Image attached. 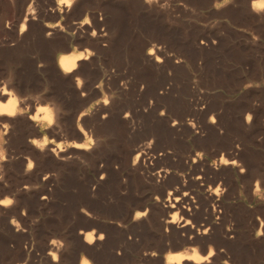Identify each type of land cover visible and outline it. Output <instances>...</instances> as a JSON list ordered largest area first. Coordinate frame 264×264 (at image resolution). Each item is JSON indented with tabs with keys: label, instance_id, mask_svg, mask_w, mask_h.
Here are the masks:
<instances>
[{
	"label": "rangeland",
	"instance_id": "obj_1",
	"mask_svg": "<svg viewBox=\"0 0 264 264\" xmlns=\"http://www.w3.org/2000/svg\"><path fill=\"white\" fill-rule=\"evenodd\" d=\"M58 3L0 0V83L35 96L31 113L51 106L59 121L56 135H33L23 123L4 134L11 146L0 201L12 203L0 211V264H165L189 249L208 258L200 264H264V8L253 11V0ZM86 50L78 75H64L58 58ZM78 126L93 140L85 151L72 148L85 142ZM32 135L60 147L58 157L25 147ZM231 154L239 167L220 164ZM183 194L178 209L167 208ZM92 231L104 239L86 247ZM179 231L202 238L189 245Z\"/></svg>",
	"mask_w": 264,
	"mask_h": 264
},
{
	"label": "bare ground",
	"instance_id": "obj_2",
	"mask_svg": "<svg viewBox=\"0 0 264 264\" xmlns=\"http://www.w3.org/2000/svg\"><path fill=\"white\" fill-rule=\"evenodd\" d=\"M78 2L79 0H71V4L69 5L68 3H60V0H59V3L58 5L59 6H63L65 8H68V7H71L72 4H74L75 2ZM261 9L263 8H254L253 7V11L255 12H259L261 11ZM32 10V9H31ZM61 10V9H60ZM32 13V12H31ZM28 17V16H26ZM26 20L27 18L24 20V24L22 25L21 27V31L22 32L25 27H26ZM87 20V19H85ZM84 20V21H85ZM84 21L80 22L79 23V27L81 26H85L87 25L88 23H84ZM88 21V20H87ZM58 23L56 24V26L58 27ZM49 30V29H48ZM56 31V30H55ZM24 32V31H23ZM49 32V31H48ZM53 33V31H51ZM48 33V34H51ZM23 34V33H22ZM63 47V46H62ZM69 48L68 47H63L61 48L62 51H66L68 50ZM160 51V49H158ZM156 51V50H155ZM155 51L154 49H151L148 51L147 55L148 57H152V56H155ZM67 52V51H66ZM89 53H91V51L89 50H86L85 52H74V53H71V54H64V55H61L59 58H58V66L60 68V70L62 71V73L64 75H75L77 76L78 75V64H79V61H87V59L89 58ZM146 55V56H147ZM154 59V58H153ZM152 60V59H151ZM155 60L156 62H159L162 61V59H159L158 57H155ZM60 71V72H61ZM77 81H79V85H80V80L77 79ZM21 91V90H20ZM24 92V91H23ZM106 99V98H105ZM105 101V100H104ZM103 101V104L106 106V104L104 103ZM34 102H36V97L35 96H32L30 94H26L24 96H22L21 94H16L13 89H12V86L9 84V83H0V153L3 154V158L0 159V183L6 178V174H7V171L5 172V167H7V165L5 164L6 161H8V156L10 155L8 150L10 149L9 147L11 146L10 144H6L5 143V139H4V134H6L7 132V128L5 129L3 127L4 124H13V123H23V125H25L27 127V129L34 135L36 134L37 132H39L40 134L44 133V130H52L53 132V135H56L57 132L54 128H56V126L58 127V124H59V121H57V119L54 118V115H53V108L48 107V106H37L36 108V111L31 113V107L34 105ZM39 104V103H38ZM108 105V104H107ZM42 108H45V109H48L49 112H41L40 109ZM30 110V112H29ZM49 113L51 114V120H52V123L50 124L49 121L47 119H45L46 116L49 115ZM251 115V114H250ZM249 115V116H250ZM248 116V117H249ZM248 117L246 118V121H249L248 120ZM60 119V118H59ZM61 123V122H60ZM54 127V128H53ZM78 132H79V138H84L85 139V142L83 141V143H72V148L75 149L76 151L78 150H87L89 149L88 148V144H87V141H93L92 138L88 135V131L87 130H84L85 128H83V126H78ZM26 129V128H25ZM58 129V128H56ZM87 131V132H86ZM50 132V133H52ZM48 133V132H47ZM30 135V134H29ZM28 136V138H25L22 139L23 140V144L25 147H27L28 149L32 150V149H35L36 151H40V153L42 152H46L47 154H53L55 155L56 157L58 152L61 151L60 147H58L57 149H50V143L47 142L45 143V139L46 137L43 135V138L41 139H37L36 136ZM36 137V138H35ZM10 139V138H9ZM16 139V138H15ZM95 140V139H94ZM9 141V140H8ZM6 140V142H8ZM33 141H36L37 143H33ZM48 141V140H47ZM11 142V141H10ZM9 143V142H8ZM13 144V143H12ZM79 145H85V147H78ZM25 147L23 149H25ZM53 147V146H52ZM14 148V147H13ZM26 148V149H27ZM55 148V147H54ZM12 149V148H11ZM27 149V150H28ZM33 150V151H35ZM20 151V150H19ZM24 151V150H23ZM22 151V152H23ZM32 151V152H33ZM7 152H8V156H7ZM12 152V151H11ZM25 153V151H24ZM23 153V155H24ZM45 153V154H46ZM77 153V152H76ZM14 155V154H13ZM12 155V156H13ZM27 155V154H25ZM232 155V154H231ZM236 155V154H235ZM61 156V155H60ZM141 156V153L139 152L136 156V159H139V157ZM27 157V156H25ZM11 158V157H10ZM13 158V157H12ZM63 158V157H62ZM141 158V157H140ZM231 159L229 160H223L221 159L220 161V164L222 165H228V166H231L233 168H236V167H239V161H237V158L236 156L232 155L230 157ZM22 160L24 159L23 156L21 158ZM27 159V158H26ZM60 159V158H59ZM28 160V159H27ZM63 160V159H62ZM61 161V159H60ZM227 162V163H225ZM29 163H31V165H33V161H31V159L29 160ZM33 166H31L32 168ZM28 169H30L29 165H28ZM217 169V168H216ZM232 170V169H231ZM242 170V169H240ZM242 172V171H241ZM6 173V174H5ZM159 174V173H158ZM165 174L168 175L169 172L166 170L165 171ZM242 174V173H241ZM164 175V177L166 176ZM201 175V174H200ZM8 176V174H7ZM159 177H163V176H160ZM168 177V176H167ZM201 178V176L198 177V179ZM235 182V181H234ZM264 187V186H263ZM259 188V187H258ZM261 188V187H260ZM256 189H257V185H256ZM258 190V189H257ZM252 192V191H251ZM171 193V192H170ZM175 193V192H174ZM172 194V193H171ZM189 194V193H188ZM227 194V193H226ZM219 195V194H218ZM186 194H183V197L184 198H179V197H176L174 198V203H170L167 208L169 209H178V206H180L181 202L186 200L187 198H185ZM170 197V196H169ZM263 197V196H262ZM171 199V198H170ZM168 199L167 201L169 202ZM188 200V199H187ZM187 202V201H186ZM189 202V201H188ZM179 204V205H177ZM217 204V202H216ZM8 206L10 205H4L2 203H0V211L1 208H8ZM195 207V206H194ZM16 208V207H15ZM170 210V211H171ZM145 214V213H144ZM143 215H141L140 217H142ZM139 217V218H140ZM135 218L138 219L137 217V214L135 215ZM175 220H176V215H173L171 217L170 220H167L165 222V227L167 229V227H171L172 228V224L175 223ZM209 223V222H208ZM14 225V224H13ZM16 226V224L14 225ZM17 227V226H16ZM184 227V226H183ZM210 227V226H209ZM213 227V226H211ZM180 229V228H179ZM208 229L207 228L205 231L202 232V235H206L207 232H208ZM188 230V229H187ZM181 231L177 232V235H181L180 233ZM84 237H83V244H85L86 247H89L91 246L92 244H94L97 240H100V236L99 237H95V233L92 231V232H87L85 234H83ZM201 235V234H200ZM183 236V235H182ZM89 237H91V241L89 240ZM97 238V239H96ZM180 238L182 239V237L180 236ZM202 237H199V236H196L195 238L192 236L190 237L189 239H185L183 238L182 239V242L186 243V244H189V245H194V243L196 244V242ZM203 239H206L205 237H203ZM102 241V240H101ZM54 242H52L50 245L52 246ZM183 243V244H184ZM99 244V243H98ZM49 245V246H50ZM50 246V248H51ZM94 246V245H92ZM53 247V246H52ZM54 247H56L57 249V246L54 244ZM59 248V247H58ZM189 250H192V249H189ZM185 251V252H182V253H178V254H173V255H169L167 256L165 259H166V262L165 264H183L184 262L187 263V264H200L201 261L204 262V259H200L201 257H199L198 253L197 254H194L193 256L191 255L190 251ZM152 251V250H151ZM193 251V250H192ZM195 251V250H194ZM53 251L51 250V252L49 253L53 260H56L55 257H54V254L52 253ZM196 252V251H195ZM209 253H214L213 252V248H210L209 250ZM210 254H208V256L210 257L211 256ZM152 256H155V254H152ZM208 259V258H206ZM205 259V260H206ZM207 261V260H206ZM208 262V261H207ZM80 264H90L89 261H87L86 259H81L80 261Z\"/></svg>",
	"mask_w": 264,
	"mask_h": 264
},
{
	"label": "snow or ice",
	"instance_id": "obj_3",
	"mask_svg": "<svg viewBox=\"0 0 264 264\" xmlns=\"http://www.w3.org/2000/svg\"><path fill=\"white\" fill-rule=\"evenodd\" d=\"M60 3H68V4L70 5V4H71V0H60ZM84 23H88V21L85 20ZM92 34H93L94 36L96 35L95 32H93ZM89 55H91V53H89ZM104 103H105V104L108 103L107 99H105ZM40 111H41V112H49V110H48V109H45V108L40 109ZM45 119H47V120L49 121L50 124L52 123V120H51V114H50V113H49L48 116L45 117ZM248 119L251 120L252 117L249 116ZM3 127L6 129V128L8 127V125H7V124H4ZM47 142H48L47 139H45V143H47ZM33 143L35 144V143H37V142H36V141H33ZM52 143H55V141H52ZM90 144H91V141H89V146H90ZM78 147H85V145H79ZM2 158H3V154L0 153V159H2ZM225 163H227V162H225ZM31 166H32L31 163H29V167H30V168H31ZM241 171H243V169H242ZM216 191L219 192V188H217ZM0 203H2V204H4V205H10V204L12 203V201H11V200H4V201H0ZM141 215H144V213H137V217H138V218H139ZM89 240L91 241V237H89ZM54 243H55V242H54ZM209 254L211 255V253H209Z\"/></svg>",
	"mask_w": 264,
	"mask_h": 264
},
{
	"label": "clouds",
	"instance_id": "obj_4",
	"mask_svg": "<svg viewBox=\"0 0 264 264\" xmlns=\"http://www.w3.org/2000/svg\"><path fill=\"white\" fill-rule=\"evenodd\" d=\"M225 3H227V0H225ZM253 7H254V8H264V2H261V3L257 4V3H255V0H253ZM49 35H50V34H46V38H48ZM163 115H164V113L161 111V112H160V116H163ZM101 118H102V119H106V118H107V114H104ZM213 123H215L214 120H213ZM104 175H105V174H101V179H104ZM12 223L15 224L16 221L13 220ZM100 239H101V240L104 239V235H103V234H101Z\"/></svg>",
	"mask_w": 264,
	"mask_h": 264
},
{
	"label": "built area",
	"instance_id": "obj_5",
	"mask_svg": "<svg viewBox=\"0 0 264 264\" xmlns=\"http://www.w3.org/2000/svg\"><path fill=\"white\" fill-rule=\"evenodd\" d=\"M25 247H26L28 252H32L33 251L31 242L30 243H26ZM52 261L55 262V260H53V259H52Z\"/></svg>",
	"mask_w": 264,
	"mask_h": 264
}]
</instances>
